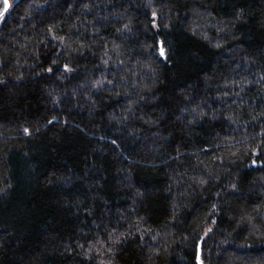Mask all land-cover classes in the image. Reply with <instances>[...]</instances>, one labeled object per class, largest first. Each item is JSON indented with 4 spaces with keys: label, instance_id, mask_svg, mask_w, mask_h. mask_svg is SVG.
<instances>
[{
    "label": "trees",
    "instance_id": "16d2710c",
    "mask_svg": "<svg viewBox=\"0 0 264 264\" xmlns=\"http://www.w3.org/2000/svg\"><path fill=\"white\" fill-rule=\"evenodd\" d=\"M201 262L264 264V0H16L0 264Z\"/></svg>",
    "mask_w": 264,
    "mask_h": 264
},
{
    "label": "water",
    "instance_id": "95a60500",
    "mask_svg": "<svg viewBox=\"0 0 264 264\" xmlns=\"http://www.w3.org/2000/svg\"><path fill=\"white\" fill-rule=\"evenodd\" d=\"M11 7L10 0H0V19Z\"/></svg>",
    "mask_w": 264,
    "mask_h": 264
},
{
    "label": "snow or ice",
    "instance_id": "6c2138e0",
    "mask_svg": "<svg viewBox=\"0 0 264 264\" xmlns=\"http://www.w3.org/2000/svg\"><path fill=\"white\" fill-rule=\"evenodd\" d=\"M164 54V50H163V48H161V55H163ZM201 264H202V262H201Z\"/></svg>",
    "mask_w": 264,
    "mask_h": 264
},
{
    "label": "rangeland",
    "instance_id": "374dc122",
    "mask_svg": "<svg viewBox=\"0 0 264 264\" xmlns=\"http://www.w3.org/2000/svg\"><path fill=\"white\" fill-rule=\"evenodd\" d=\"M11 1V5L16 1V0H10Z\"/></svg>",
    "mask_w": 264,
    "mask_h": 264
}]
</instances>
